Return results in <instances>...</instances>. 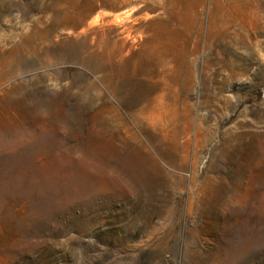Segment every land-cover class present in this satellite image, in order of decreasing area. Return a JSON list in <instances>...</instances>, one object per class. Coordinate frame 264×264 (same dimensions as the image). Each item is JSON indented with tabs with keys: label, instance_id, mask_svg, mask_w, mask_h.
I'll return each instance as SVG.
<instances>
[{
	"label": "rangeland",
	"instance_id": "1",
	"mask_svg": "<svg viewBox=\"0 0 264 264\" xmlns=\"http://www.w3.org/2000/svg\"><path fill=\"white\" fill-rule=\"evenodd\" d=\"M225 1L0 0V264H264V0Z\"/></svg>",
	"mask_w": 264,
	"mask_h": 264
},
{
	"label": "bare ground",
	"instance_id": "2",
	"mask_svg": "<svg viewBox=\"0 0 264 264\" xmlns=\"http://www.w3.org/2000/svg\"><path fill=\"white\" fill-rule=\"evenodd\" d=\"M252 1V0H251ZM230 7V4L227 1L224 2V4L221 6V9L223 12L228 11ZM234 15L237 18L238 13L233 12ZM248 15H245V18L243 19V24L240 27L241 31H244L248 27V23L244 24V22L247 21ZM250 19V17H249ZM227 24H230L231 22L228 21L226 22ZM195 54V49L192 51V55ZM186 55L185 54H178L176 55V59L170 61L168 58L170 56H167L165 53L160 55L156 62V67L160 69L162 72H164L165 76H169L172 84H176L178 82V78L180 76L181 71L184 68L188 69V78L192 81L194 78V71L193 69L189 66V63L186 62ZM250 57V62L252 61V53L249 54ZM173 64V66H172ZM173 93V92H172ZM164 96L165 93L160 94L155 100H152L150 104V111H149V118L150 116H155L156 122L155 123H162L161 120L163 119L164 116H167V122H171L173 120L174 116V109H168L167 106H175V99L176 95L173 93L172 94V103H166L164 101ZM176 117V116H175ZM7 136V135H6Z\"/></svg>",
	"mask_w": 264,
	"mask_h": 264
}]
</instances>
